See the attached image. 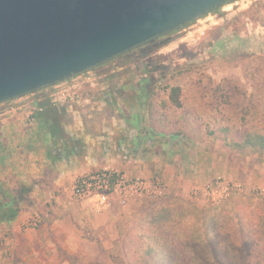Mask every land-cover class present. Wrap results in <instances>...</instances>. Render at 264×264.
<instances>
[{
  "label": "rangeland",
  "instance_id": "374dc122",
  "mask_svg": "<svg viewBox=\"0 0 264 264\" xmlns=\"http://www.w3.org/2000/svg\"><path fill=\"white\" fill-rule=\"evenodd\" d=\"M235 1L239 4L235 5ZM190 26H193L192 33L188 32ZM200 28L203 33L195 32ZM90 74L91 82L81 84L79 81L78 87L71 88L68 93L74 96L73 100L107 95L111 105L105 104L104 109L110 110H119L120 104L132 95L146 102L151 78L158 79L153 82V98L158 102L166 88L181 86L187 94L183 106L165 109L170 116L169 123L183 124L179 127L175 146L181 152L187 146L189 152L201 156L202 162L206 159L214 177L204 182L196 179L191 182L192 186L190 182L159 186L157 194L137 199L123 208L97 211L86 203V208L71 215L62 227L56 225L49 230L42 242L35 243L27 254L23 248L15 249L11 244L0 246V264H111L107 251L117 239L118 228L127 223L136 208L167 197L200 204L211 202L203 196L202 188L214 181L226 182L230 189L245 195L241 214L251 216L257 200L248 199L264 197V163L233 155L226 143L239 138L250 126L264 124L261 116L264 107V0H244L243 5L240 0H234L210 17H204L200 23H191L172 32L156 46L131 51L96 67ZM190 90L192 100L188 97ZM55 93L56 90L49 87L34 95L52 104L53 100H60ZM62 104L56 105L60 108ZM7 106L8 103L4 104ZM142 107L148 111L146 103ZM145 116L149 120L148 113ZM225 128L228 131L225 132ZM195 187L198 194L192 200ZM23 240L36 241L34 235L22 232L18 242Z\"/></svg>",
  "mask_w": 264,
  "mask_h": 264
},
{
  "label": "crops",
  "instance_id": "0c3cea01",
  "mask_svg": "<svg viewBox=\"0 0 264 264\" xmlns=\"http://www.w3.org/2000/svg\"><path fill=\"white\" fill-rule=\"evenodd\" d=\"M107 98L82 96L59 108L29 95L8 102L7 107L0 105V215L15 214L0 218V246L11 244L30 252L49 230L62 227L86 208V203L70 199L72 183L83 173L112 168L161 187L187 182L192 186L196 179L214 177L206 159L202 162L187 146L179 151L177 137L151 126L142 107L144 98L132 95L119 110L104 109L111 105ZM45 101L54 108L51 116L44 110ZM50 120L64 140L51 134ZM31 218L41 221L37 229L24 228ZM22 232L34 235L36 241L18 242Z\"/></svg>",
  "mask_w": 264,
  "mask_h": 264
},
{
  "label": "water",
  "instance_id": "95a60500",
  "mask_svg": "<svg viewBox=\"0 0 264 264\" xmlns=\"http://www.w3.org/2000/svg\"><path fill=\"white\" fill-rule=\"evenodd\" d=\"M234 0H0V105L55 87Z\"/></svg>",
  "mask_w": 264,
  "mask_h": 264
},
{
  "label": "trees",
  "instance_id": "16d2710c",
  "mask_svg": "<svg viewBox=\"0 0 264 264\" xmlns=\"http://www.w3.org/2000/svg\"><path fill=\"white\" fill-rule=\"evenodd\" d=\"M170 34L156 38L152 44L140 45L107 63L131 51L156 46ZM156 80V77L151 78L150 89H144L147 92L149 122L169 137L176 138L183 124L177 121L169 123L170 116L165 109L168 106L181 108L187 94L181 86L168 87L158 102L153 98V82ZM190 93L188 97L192 100L191 90ZM53 109L45 101L44 110L49 116ZM191 115L194 116L193 113ZM261 116L264 120V107ZM50 130L55 138L64 140L56 123ZM226 146L235 156L264 163V124L250 126ZM254 198L256 205L248 217L241 214L245 195L233 189L217 202L200 204L167 197L163 201L145 204L136 208L127 223L118 228L117 239L107 251L108 258L111 264H264V197L253 196L248 200ZM2 216L12 218L15 214H1L0 218Z\"/></svg>",
  "mask_w": 264,
  "mask_h": 264
},
{
  "label": "built area",
  "instance_id": "2783aa9c",
  "mask_svg": "<svg viewBox=\"0 0 264 264\" xmlns=\"http://www.w3.org/2000/svg\"><path fill=\"white\" fill-rule=\"evenodd\" d=\"M240 3L243 5L244 0H240ZM234 4L237 5L239 2L235 1ZM200 22L201 20L196 23ZM193 26L188 28L189 33L193 32L191 29ZM199 31H202V28L195 32ZM90 76L91 74L88 72L82 77L73 78L53 87L56 90L54 96L59 97L60 100H53L52 105L56 106L61 102L66 103L68 99L73 100L74 96L68 92L71 88H77L79 81L81 84L91 82ZM158 187L159 185L153 181H147L137 176L132 177L121 170L103 168L78 175L72 183L70 199L75 203H87L97 211H105L115 205L125 207L134 199L155 195L158 192ZM229 190L230 185L228 183L214 181L202 188V194L211 202H217L226 197ZM197 191L196 188L193 189L192 200H195ZM40 223L39 219L31 218L25 223L24 228L34 230L39 227Z\"/></svg>",
  "mask_w": 264,
  "mask_h": 264
}]
</instances>
